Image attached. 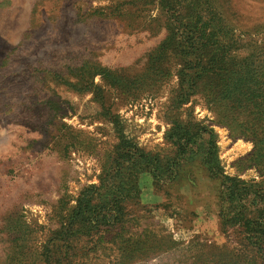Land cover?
Returning <instances> with one entry per match:
<instances>
[{"label": "rangeland", "instance_id": "1", "mask_svg": "<svg viewBox=\"0 0 264 264\" xmlns=\"http://www.w3.org/2000/svg\"><path fill=\"white\" fill-rule=\"evenodd\" d=\"M223 175L264 193V0H0V264H264Z\"/></svg>", "mask_w": 264, "mask_h": 264}, {"label": "trees", "instance_id": "2", "mask_svg": "<svg viewBox=\"0 0 264 264\" xmlns=\"http://www.w3.org/2000/svg\"><path fill=\"white\" fill-rule=\"evenodd\" d=\"M183 136L178 137L179 139H182ZM189 137H186L184 140V144H187L189 141ZM213 152L210 151L208 153L207 157L205 158L209 162L205 161V163L213 164L215 167L214 158L212 157ZM157 167V166H156ZM216 169V168H215ZM153 171H156L157 169L154 167L152 169ZM222 197H221V203L224 208H222V214L226 215L229 219L228 222L231 223H241L242 225L246 224L249 225L251 222L257 225L258 231H261L262 234L264 232V193H251L249 192L248 188L244 183L239 181L237 178L229 177V176H222ZM253 194L254 200L259 199L261 201L262 206L259 209L260 216L256 220H247L244 221L245 213H246V201L245 199ZM225 219V217H224ZM226 221V219H225ZM244 221V222H243ZM244 223V224H243ZM245 226V225H244ZM259 226V228H258Z\"/></svg>", "mask_w": 264, "mask_h": 264}]
</instances>
